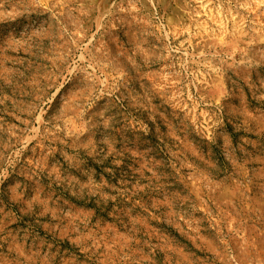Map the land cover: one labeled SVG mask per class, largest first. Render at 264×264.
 <instances>
[{"label": "rangeland", "instance_id": "obj_1", "mask_svg": "<svg viewBox=\"0 0 264 264\" xmlns=\"http://www.w3.org/2000/svg\"><path fill=\"white\" fill-rule=\"evenodd\" d=\"M0 264H264V0H0Z\"/></svg>", "mask_w": 264, "mask_h": 264}]
</instances>
